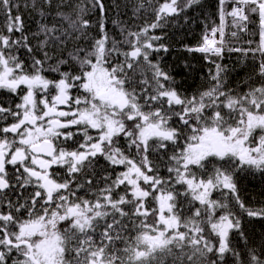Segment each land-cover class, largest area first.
<instances>
[{
	"label": "snow or ice",
	"instance_id": "obj_1",
	"mask_svg": "<svg viewBox=\"0 0 264 264\" xmlns=\"http://www.w3.org/2000/svg\"><path fill=\"white\" fill-rule=\"evenodd\" d=\"M122 4L0 0V264H264L243 226L264 205L236 183L264 175V0H216L185 46L211 65L193 94L152 57L201 0ZM232 54L251 70L239 92Z\"/></svg>",
	"mask_w": 264,
	"mask_h": 264
},
{
	"label": "trees",
	"instance_id": "obj_2",
	"mask_svg": "<svg viewBox=\"0 0 264 264\" xmlns=\"http://www.w3.org/2000/svg\"><path fill=\"white\" fill-rule=\"evenodd\" d=\"M37 7L43 4V0H36ZM87 3L88 0H83ZM75 5L81 3V0H54V5L60 8L61 4ZM106 6L111 5L112 0H104ZM133 0H123L121 6V13L125 12L124 4H132ZM155 3V0H153ZM216 0H201V4L198 7H194L188 10L186 13L188 20L185 21L180 18L178 21L173 19L163 29H157L155 34L163 36V40L160 43L167 46V52L153 53V61H159L162 68L169 72L174 77L175 86L181 92L193 94L198 91L204 90L209 86L207 69L211 65L206 64L203 56L199 53H191L185 50V46H195L199 40L204 26V17L211 15L215 11ZM62 11L71 14V8H62ZM23 11V10H22ZM45 11H47L45 7ZM109 15L111 17V8H108ZM24 20L27 25L29 33L36 31L37 21L39 17L36 12L24 11ZM99 17V12L94 14L90 13L89 18L95 21ZM130 12L126 16H122L126 22H129ZM114 18V17H112ZM153 17L151 15V8H148L143 13L141 18H137L135 26H139L143 22H151ZM109 24V28H111ZM90 35H96L95 25L90 31ZM226 40L229 37L226 35ZM235 43V41H232ZM30 43L36 45L38 41L32 40L30 36ZM76 46V41H73L68 45L67 50H72ZM66 51L63 49H56V54ZM222 64L230 69L227 86L235 89L236 91H243L241 86L242 81L251 74V70L245 66L236 62V54L231 56L226 55ZM5 99H10L6 96ZM237 191L240 199L246 206H261L264 205V175L259 172L255 173H243L236 177ZM213 198H221V194L218 192L213 193ZM231 201V196H229ZM243 226L249 239L254 244H260L261 238H264V220L247 218L244 219ZM121 246V245H118ZM122 247V246H121Z\"/></svg>",
	"mask_w": 264,
	"mask_h": 264
},
{
	"label": "flooded vegetation",
	"instance_id": "obj_3",
	"mask_svg": "<svg viewBox=\"0 0 264 264\" xmlns=\"http://www.w3.org/2000/svg\"><path fill=\"white\" fill-rule=\"evenodd\" d=\"M7 96L6 93L0 92V99H5Z\"/></svg>",
	"mask_w": 264,
	"mask_h": 264
}]
</instances>
